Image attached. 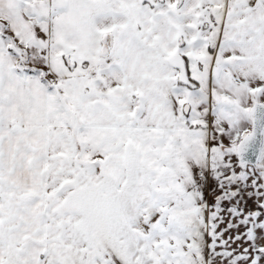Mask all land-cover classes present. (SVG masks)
I'll return each instance as SVG.
<instances>
[{
	"label": "snow or ice",
	"instance_id": "obj_1",
	"mask_svg": "<svg viewBox=\"0 0 264 264\" xmlns=\"http://www.w3.org/2000/svg\"><path fill=\"white\" fill-rule=\"evenodd\" d=\"M0 264H264V0H0Z\"/></svg>",
	"mask_w": 264,
	"mask_h": 264
}]
</instances>
